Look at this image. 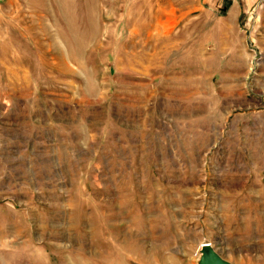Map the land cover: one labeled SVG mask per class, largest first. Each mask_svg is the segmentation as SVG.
<instances>
[{
  "label": "rangeland",
  "instance_id": "obj_1",
  "mask_svg": "<svg viewBox=\"0 0 264 264\" xmlns=\"http://www.w3.org/2000/svg\"><path fill=\"white\" fill-rule=\"evenodd\" d=\"M264 264V0H0V264Z\"/></svg>",
  "mask_w": 264,
  "mask_h": 264
},
{
  "label": "water",
  "instance_id": "obj_2",
  "mask_svg": "<svg viewBox=\"0 0 264 264\" xmlns=\"http://www.w3.org/2000/svg\"><path fill=\"white\" fill-rule=\"evenodd\" d=\"M196 264H233L223 258L210 242H201L197 248Z\"/></svg>",
  "mask_w": 264,
  "mask_h": 264
},
{
  "label": "bare ground",
  "instance_id": "obj_3",
  "mask_svg": "<svg viewBox=\"0 0 264 264\" xmlns=\"http://www.w3.org/2000/svg\"><path fill=\"white\" fill-rule=\"evenodd\" d=\"M118 261H119V264H124V259H123V257H120Z\"/></svg>",
  "mask_w": 264,
  "mask_h": 264
},
{
  "label": "crops",
  "instance_id": "obj_4",
  "mask_svg": "<svg viewBox=\"0 0 264 264\" xmlns=\"http://www.w3.org/2000/svg\"><path fill=\"white\" fill-rule=\"evenodd\" d=\"M199 245V244H198Z\"/></svg>",
  "mask_w": 264,
  "mask_h": 264
}]
</instances>
